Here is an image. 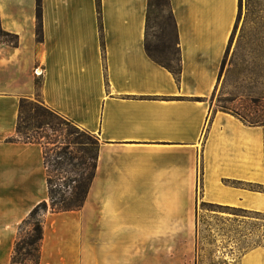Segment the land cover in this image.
Listing matches in <instances>:
<instances>
[{
	"label": "crops",
	"instance_id": "0c3cea01",
	"mask_svg": "<svg viewBox=\"0 0 264 264\" xmlns=\"http://www.w3.org/2000/svg\"><path fill=\"white\" fill-rule=\"evenodd\" d=\"M170 4L179 80L146 50L149 0H42L41 40L37 0H0L19 37L0 41V264L50 200L42 145L16 139L39 79L43 103L99 142L83 208L44 215L40 264H194L199 197L264 214V126L209 124L239 0ZM239 264H264V245Z\"/></svg>",
	"mask_w": 264,
	"mask_h": 264
},
{
	"label": "rangeland",
	"instance_id": "374dc122",
	"mask_svg": "<svg viewBox=\"0 0 264 264\" xmlns=\"http://www.w3.org/2000/svg\"><path fill=\"white\" fill-rule=\"evenodd\" d=\"M153 1L158 2V0ZM167 17V13L163 12L162 8H152L149 41L155 56L165 64L173 60L172 66L176 68L178 54L175 47L164 51V47L159 43L161 41L160 37L165 41L168 39L167 36L173 33L170 26L169 31L166 28L169 25ZM252 19L255 20L252 22ZM255 38L258 41L254 40ZM170 39L173 43L174 35ZM227 50L226 58L224 57V62H222L218 85L211 97L213 109L220 111L223 103H226L227 99L231 97L230 95L234 94L244 95L242 102L244 105L242 106L241 102H237L235 105L228 103V107L250 108V103L247 102L248 99L246 98H254L261 102L260 108L263 109L264 2H261L260 7L255 10H249L247 0H242L241 18L234 32L232 43L230 46L228 44ZM258 71L261 76L257 77L254 73ZM41 83L42 80L40 79L36 81L38 91L28 100L37 104L36 106L42 107V110L30 111L28 107L24 112L22 128L25 136L41 138L43 142L48 141L49 138L52 141L65 142L70 132H77L80 134L78 138L81 144L69 148L67 150L69 155L72 153L73 156L81 157L82 153L94 149L96 139L94 135L87 133L43 103L39 93ZM46 119L52 121L58 128H62L63 132H52L50 128H35L39 123L45 122ZM58 160L63 161L64 157L56 158L55 153H49L52 179L56 181L60 178L59 182L65 185L74 179L76 175L74 172H70L71 166L64 167L61 170L56 169L55 163ZM65 169L67 172H65ZM63 189L65 188L63 187ZM203 202L199 197L198 213H196L194 264H239L242 254L255 246L264 245V214L244 213L239 209H226L216 205L203 206ZM48 203H50V200ZM48 210H51V208ZM22 229V238H25L30 233L31 226L26 224ZM23 253L24 251L20 252L17 257L19 262L22 264L36 263V251L31 258H25Z\"/></svg>",
	"mask_w": 264,
	"mask_h": 264
},
{
	"label": "trees",
	"instance_id": "16d2710c",
	"mask_svg": "<svg viewBox=\"0 0 264 264\" xmlns=\"http://www.w3.org/2000/svg\"><path fill=\"white\" fill-rule=\"evenodd\" d=\"M37 2H38V7H37L38 30L37 32H38V38L41 40L42 39V0H37ZM261 2H264V0H247L248 9L255 10L257 7H260ZM98 4L100 6V0H98ZM154 7H157L158 9L162 8L163 12L167 13L168 15L167 22L169 23V25L167 26L166 24L167 26L166 28L169 31L170 30L169 26H170L173 32L170 34L174 35V40L176 38V23H175V18L172 12L170 0H161V1L158 0V2L149 0L148 14H147L148 39L146 41V50L153 60H155L162 66L166 67L168 70H170L174 74L176 79L179 80L180 74H181V63H180V57H179V50L174 45V41L172 43L170 39L172 35H168L167 36L168 39L165 41L162 39V37H160L161 41L159 43L161 44V46L164 47L163 48L164 51L166 49H169V50L174 49L175 47V50L177 51V54H178V58L176 60L177 61L176 68H173L172 66L173 60L170 61L171 64L170 63L165 64L162 61H160L153 53L154 51H152V48L150 46V41H149L150 29H151L150 24L152 20V8ZM241 13H242V0H239V14H238V19L236 21V25L234 28V32L241 18ZM254 20L255 19H252V22ZM234 32L231 36L229 46L232 43ZM254 40H257V39L255 38ZM0 41L7 43L11 46H17L19 43L18 35L9 33L2 28L1 17H0ZM227 53H228V50L226 52V55ZM226 55H225V58H226ZM254 74L257 77L261 76L259 71ZM219 79H220V74H219L218 82H219ZM230 96L231 97L227 99V102L223 103L220 111L229 113L235 116L236 118L240 119L244 124L248 126H264V111H263L264 108L263 109L260 108L261 102L258 99L246 98L248 99L247 102L250 103V106H249L250 108L243 107V109H241V107H236V106L228 107L227 104L229 103L231 105H235L237 102H241V105L243 106L244 104L242 102H243L244 95L234 94ZM36 105L37 104L33 102H29L28 99L21 100L18 131H17L16 139L20 141H24V142L39 143L42 145L43 150H44L45 165H46L47 172H48V187H49L50 203H48L47 201H43L39 203L31 211L28 218L23 222L20 228L19 237L15 244V249H14V254L12 257L11 264H18V263L22 264L21 262L18 261V258H17L20 252L22 251H24L23 255L25 258L33 257L34 252L36 251L37 261L35 264H40L42 242L44 238V215L45 213L48 211L49 208H51L52 212H67V211L80 210L83 208L88 198V195H89V192H90L93 180H94L96 158H97V153L99 150V142L97 139H95V143L93 146L94 149L88 150L84 154L82 153L81 157H77V155L73 156L72 153L69 155L67 151L69 148H72L73 146H78L79 144H81L78 138L80 134L77 132H70L65 142H57L56 140L52 141L51 138H49L50 141L48 140V141L43 142L41 141V138H37V137L31 138L30 136H25L23 132V128H22V116L24 112L28 109V107L30 108V111L31 110H35V111L42 110V107L36 106ZM216 111L217 110H214V112H212L210 116L209 124L211 123L212 118ZM35 128L37 129L50 128L52 132H59V133L63 132L62 128L60 127L58 128L52 121L48 119H46L45 122L39 123L37 126H35ZM51 145L53 147H50ZM50 152L55 153L56 158L64 157L63 161L58 160L55 163L56 169L61 170V169H64V167L71 166L72 168L70 169V172H74V174L76 175L74 179H72L65 185H62L59 182L60 178H58L56 181H53L52 179V176H51L52 172L50 170V163H49V153ZM65 172H67L66 169H65ZM63 187L65 189H63ZM206 205H216L217 207H225L226 209H237V208L203 202V206H206ZM239 210L244 213L248 212L243 209H239ZM42 213L44 214L42 215ZM26 224L31 226V229H30L31 231L25 238H22V230H23L22 228Z\"/></svg>",
	"mask_w": 264,
	"mask_h": 264
}]
</instances>
